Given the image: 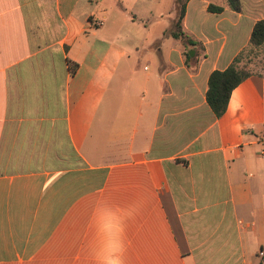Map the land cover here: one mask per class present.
Returning a JSON list of instances; mask_svg holds the SVG:
<instances>
[{"label":"crops","instance_id":"crops-1","mask_svg":"<svg viewBox=\"0 0 264 264\" xmlns=\"http://www.w3.org/2000/svg\"><path fill=\"white\" fill-rule=\"evenodd\" d=\"M176 1L0 0V264H261L264 74L207 91L264 0Z\"/></svg>","mask_w":264,"mask_h":264},{"label":"trees","instance_id":"trees-1","mask_svg":"<svg viewBox=\"0 0 264 264\" xmlns=\"http://www.w3.org/2000/svg\"><path fill=\"white\" fill-rule=\"evenodd\" d=\"M187 2L188 0L176 1L177 18L175 30L171 35L176 39L195 45L183 30ZM227 2L233 11L240 12L242 10L241 0H227ZM209 10L221 12L223 8L210 5ZM262 46H264V19L255 24L249 45L235 57L231 65L225 70H216L210 75L207 102L217 117L225 114L232 92L252 75L240 64L245 58L249 60L250 57L254 56ZM261 264H264V258Z\"/></svg>","mask_w":264,"mask_h":264},{"label":"rangeland","instance_id":"rangeland-1","mask_svg":"<svg viewBox=\"0 0 264 264\" xmlns=\"http://www.w3.org/2000/svg\"><path fill=\"white\" fill-rule=\"evenodd\" d=\"M163 3L164 4L158 10L164 11L167 15L169 10L166 7L165 2ZM151 21H154V20H151ZM240 66H244V68L250 71L251 73H263L264 74V46L259 48L258 52L254 56L250 57L249 60L245 58L244 61L240 64Z\"/></svg>","mask_w":264,"mask_h":264},{"label":"clouds","instance_id":"clouds-1","mask_svg":"<svg viewBox=\"0 0 264 264\" xmlns=\"http://www.w3.org/2000/svg\"><path fill=\"white\" fill-rule=\"evenodd\" d=\"M122 252V245L114 247L111 252L101 260V264H123V261L120 258V254H122Z\"/></svg>","mask_w":264,"mask_h":264},{"label":"built area","instance_id":"built-area-1","mask_svg":"<svg viewBox=\"0 0 264 264\" xmlns=\"http://www.w3.org/2000/svg\"><path fill=\"white\" fill-rule=\"evenodd\" d=\"M99 24H102V22H99ZM263 258H264V254H263Z\"/></svg>","mask_w":264,"mask_h":264},{"label":"water","instance_id":"water-1","mask_svg":"<svg viewBox=\"0 0 264 264\" xmlns=\"http://www.w3.org/2000/svg\"><path fill=\"white\" fill-rule=\"evenodd\" d=\"M190 55H192V54L190 53Z\"/></svg>","mask_w":264,"mask_h":264}]
</instances>
